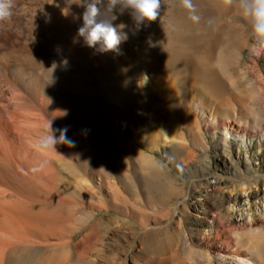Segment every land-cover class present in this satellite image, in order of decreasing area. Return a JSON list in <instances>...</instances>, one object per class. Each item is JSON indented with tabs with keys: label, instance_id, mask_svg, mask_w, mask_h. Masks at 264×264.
Here are the masks:
<instances>
[{
	"label": "bare ground",
	"instance_id": "obj_1",
	"mask_svg": "<svg viewBox=\"0 0 264 264\" xmlns=\"http://www.w3.org/2000/svg\"><path fill=\"white\" fill-rule=\"evenodd\" d=\"M21 1L22 8L0 24V39L11 32L19 37L26 30L25 43H0V264H71L77 229L71 222L86 223L94 213L75 217L64 172H73L75 188L92 199L105 190L114 198L125 193L155 198L158 177L151 176V160L134 142L141 138L150 145L153 99L168 101L175 114L190 118L196 103L184 101L189 93L224 135L235 130L227 124L232 119L262 127L259 92L264 87L250 103L224 96L233 88L229 70L234 55L229 5L223 0H194L198 15L209 16V42L202 57L185 44L181 32L185 24L200 29L201 23L193 22L176 0H161L158 18L145 27L136 24L129 10L117 11L113 23L125 25L127 39L106 52L99 45L89 47L78 35L84 7L74 0ZM244 109L258 110V118L247 117ZM63 129L66 142L41 145L51 130L59 138ZM249 216L234 218L240 229L204 231L203 247L197 249L190 248L188 234L150 230L152 254L166 255L165 264H226L231 259L233 264H264V226ZM199 217L210 216L202 207Z\"/></svg>",
	"mask_w": 264,
	"mask_h": 264
},
{
	"label": "rangeland",
	"instance_id": "obj_2",
	"mask_svg": "<svg viewBox=\"0 0 264 264\" xmlns=\"http://www.w3.org/2000/svg\"><path fill=\"white\" fill-rule=\"evenodd\" d=\"M22 6L23 2L18 1L13 12ZM228 14L232 36L230 51L234 55L229 70L233 88L224 96L228 99L236 95L250 103L264 87V54L256 63V56L250 51L253 43L250 25L235 6H228ZM208 19V13L204 12L200 29L190 24L181 26L185 44L199 57L206 54L209 42ZM149 23L151 21L145 20L141 26ZM25 39L23 29L21 36L16 37V33L11 32L3 36L0 43L11 45L18 40L23 44ZM32 57L36 58V53H32ZM259 95L264 100V91ZM183 99L196 103V110L189 111L190 118L175 114L168 101L153 99L150 107L155 114V125L151 127L150 145H145L141 138L134 141L137 146L142 145L151 160V176L158 177L154 199L149 200L143 194L131 198L125 191L124 196L114 198L110 190L92 199L75 188L77 177L73 172H64V181L70 190L66 194H73L71 206L75 217L94 213L93 220L86 223L71 222L77 228L74 237L77 246L71 249V264H165L166 255L155 258L152 254L155 246L148 233L150 230L188 234L193 240L190 248L197 249L203 247L201 233L212 227L225 230L238 226L240 229L241 222L234 218L242 213L247 219L249 215L256 216L259 219L254 224L264 226V123L256 128L232 119L227 124L233 125L235 130L224 135L218 122L205 113L208 112L206 107H201L189 93ZM255 109H244L243 113L253 120L258 118ZM163 113L165 117L160 118ZM197 120L201 128L197 127ZM92 203H101L103 208H93ZM202 207L208 211L209 220L199 217ZM226 264H233L232 259Z\"/></svg>",
	"mask_w": 264,
	"mask_h": 264
},
{
	"label": "clouds",
	"instance_id": "obj_3",
	"mask_svg": "<svg viewBox=\"0 0 264 264\" xmlns=\"http://www.w3.org/2000/svg\"><path fill=\"white\" fill-rule=\"evenodd\" d=\"M176 2L188 11V16L193 22L200 21L194 0ZM73 3L84 7L83 23L78 29V35L84 38L89 47L96 48L99 45L98 50L101 52L117 50L120 43L127 39V34L122 31L125 25L113 23L117 19V11L123 13L129 10L133 20L139 25L145 20L155 21L161 8V0H74ZM223 3L235 6L250 25L253 36L251 53L257 57L264 54V0H223ZM14 7L15 0H0V24L11 20ZM66 131L67 129L61 130V135L57 138L51 130L50 135L42 138L41 145L54 147L58 142H66Z\"/></svg>",
	"mask_w": 264,
	"mask_h": 264
}]
</instances>
